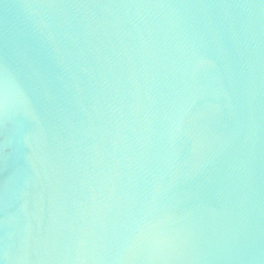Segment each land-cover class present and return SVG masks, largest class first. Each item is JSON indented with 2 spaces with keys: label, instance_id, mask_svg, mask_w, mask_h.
<instances>
[{
  "label": "water",
  "instance_id": "95a60500",
  "mask_svg": "<svg viewBox=\"0 0 264 264\" xmlns=\"http://www.w3.org/2000/svg\"><path fill=\"white\" fill-rule=\"evenodd\" d=\"M0 264H264V0H0Z\"/></svg>",
  "mask_w": 264,
  "mask_h": 264
}]
</instances>
